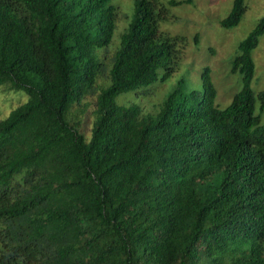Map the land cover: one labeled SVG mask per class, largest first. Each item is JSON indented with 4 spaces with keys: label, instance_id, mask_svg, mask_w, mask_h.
I'll list each match as a JSON object with an SVG mask.
<instances>
[{
    "label": "trees",
    "instance_id": "trees-1",
    "mask_svg": "<svg viewBox=\"0 0 264 264\" xmlns=\"http://www.w3.org/2000/svg\"><path fill=\"white\" fill-rule=\"evenodd\" d=\"M112 1L0 0V90L28 97L0 120V264H264V17L238 44L226 108L205 67L199 89L180 79L145 112L117 97L168 80L181 39L158 36L164 5L132 0L107 51Z\"/></svg>",
    "mask_w": 264,
    "mask_h": 264
},
{
    "label": "rangeland",
    "instance_id": "rangeland-1",
    "mask_svg": "<svg viewBox=\"0 0 264 264\" xmlns=\"http://www.w3.org/2000/svg\"><path fill=\"white\" fill-rule=\"evenodd\" d=\"M156 1L165 6L166 16L165 20L159 22L158 36L181 39L178 44L179 67L168 80L161 81L158 78L147 87L118 96L116 102L119 105L136 104L145 112H154L156 106L174 89L180 79L185 81L186 91L191 88L199 89L200 72L209 67L216 89L215 104L219 109L226 108L233 95L241 89L240 75L231 73V62L238 54L239 42L264 17V0H246V10L239 25L230 30L221 28L219 22L230 12L233 0H191V5L181 4L174 7L169 6L168 2L185 0ZM111 4L118 7L119 19L107 51L119 42L134 12L132 0H113ZM103 51L101 49L99 53ZM252 60L255 73L251 89L256 95L264 91V34L252 52ZM27 100V95L22 91L0 90V120L5 119L12 110ZM86 101L91 102V99ZM89 115L90 113H86L81 123V129L87 138L91 129ZM261 120L264 122V113Z\"/></svg>",
    "mask_w": 264,
    "mask_h": 264
}]
</instances>
